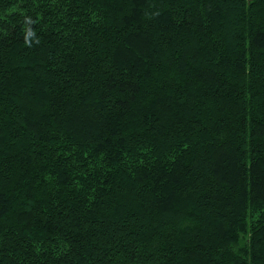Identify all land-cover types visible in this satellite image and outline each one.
<instances>
[{
  "label": "trees",
  "instance_id": "obj_1",
  "mask_svg": "<svg viewBox=\"0 0 264 264\" xmlns=\"http://www.w3.org/2000/svg\"><path fill=\"white\" fill-rule=\"evenodd\" d=\"M0 264H264V0H0Z\"/></svg>",
  "mask_w": 264,
  "mask_h": 264
}]
</instances>
